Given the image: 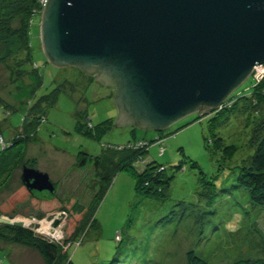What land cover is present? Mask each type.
I'll list each match as a JSON object with an SVG mask.
<instances>
[{
    "label": "rangeland",
    "instance_id": "rangeland-1",
    "mask_svg": "<svg viewBox=\"0 0 264 264\" xmlns=\"http://www.w3.org/2000/svg\"><path fill=\"white\" fill-rule=\"evenodd\" d=\"M1 4L0 0V13ZM41 12L29 21L32 58L17 80L12 74L17 62L26 58V46L12 32L25 19L17 16L8 20L5 30L0 28L2 142H10L16 129L33 120L24 162L49 175L56 187L54 198L62 201L73 197L88 205L92 199L94 190L88 184L92 173L75 165L79 152L97 156L105 146H121L134 138L140 141L137 146L152 141L136 168L151 161L162 164L170 185L165 199L144 197L136 193L132 176L120 171L98 202L96 226L84 228L75 241L70 239L74 221L65 211L45 213L26 201L10 220L69 247L68 258L74 264H107L116 257L119 264H186L188 250L205 264L264 259V207L252 204L237 182L241 165L254 152L251 129L264 117L263 106L260 114L249 107L255 103L251 77L232 91L234 100L230 105L227 100L217 113L195 111L161 131L115 125L113 89L74 66L56 67L46 60L40 41ZM261 68L256 89L264 82ZM56 87L60 92L54 105L41 104L34 115L28 113L31 104ZM85 124L90 135L83 133ZM161 138L164 149L156 143ZM23 166L13 170L9 187L0 185V201L22 185ZM0 264L45 263L34 249L6 238L0 239Z\"/></svg>",
    "mask_w": 264,
    "mask_h": 264
},
{
    "label": "water",
    "instance_id": "water-1",
    "mask_svg": "<svg viewBox=\"0 0 264 264\" xmlns=\"http://www.w3.org/2000/svg\"><path fill=\"white\" fill-rule=\"evenodd\" d=\"M40 16L48 62L116 86L115 125L161 131L212 113L264 64V0H47ZM20 180L54 199L47 173L24 166Z\"/></svg>",
    "mask_w": 264,
    "mask_h": 264
},
{
    "label": "trees",
    "instance_id": "trees-1",
    "mask_svg": "<svg viewBox=\"0 0 264 264\" xmlns=\"http://www.w3.org/2000/svg\"><path fill=\"white\" fill-rule=\"evenodd\" d=\"M1 3L0 28L2 30L7 28L6 24L9 19L16 18L17 16L25 19L21 27L16 28L12 32V34L18 36L26 46V58H24L22 62H17L15 66L16 71L12 74L13 79L17 80L24 73L22 68L24 63L31 61L32 58L28 24L38 13L39 4L38 0H1ZM81 71L93 78L99 76V72L87 73L83 70ZM249 77L254 81L253 91H255L252 95V97L255 98V103L249 107L255 110V113L260 114V109L262 106L264 107V82L256 89L255 84L257 81H255L252 75ZM38 82H40V80H38ZM107 86L115 92L116 86ZM59 92L60 89L56 87L51 95L42 96L37 102L31 104L28 113H36L38 107H41V104L54 105L57 101ZM231 98L234 100L233 95H231L228 98L227 104L231 103ZM35 109H37L36 112H34ZM217 111L215 112L217 113ZM79 118L81 120L80 115ZM39 119H41L42 122L45 121L44 114H41ZM33 123V120L27 121L16 129L10 142H0L3 148L0 152V185H4L9 181L15 168L23 166V164H25L24 166L34 168L30 162L28 164L24 162V158L26 157L25 145L29 139V131L33 129ZM85 125L83 133L90 135V128L87 124ZM79 127L80 125L77 123L76 128ZM0 137L2 138V136ZM164 139L165 138H161L156 141V143L159 144V149L161 147L163 148ZM138 142L140 141L134 138L133 141H128L121 146H105L102 153L97 156L79 152L75 165L77 167H82L83 170L91 171L92 173L91 177L88 179V184L90 188L94 190V193L88 205L81 204L73 197L63 201L59 198H54L50 202L43 203L39 200H34L26 188L21 185L17 190L12 191L9 196L0 201V219L1 217L10 219L19 215V206L26 201L32 204V208H41L45 213L57 210L65 211L67 212L69 221L71 219L74 221V231L70 235V239L75 241L84 228L87 230V228L91 226H96L94 213L98 202L104 197L114 177L122 170L127 171L135 180V190L138 195L154 199H165L170 185V178L166 177L164 173L165 167L162 164L151 161L146 164L142 163L141 166L143 167L138 170L136 164L144 162L143 157L147 152V146L152 141L148 144L145 143L143 146H137ZM249 143L251 147H254V152L247 160L246 165H241L237 176V182L239 186L246 189L252 204L257 207H264V117L261 116V119H258L254 127H252ZM158 155L160 156L159 152ZM5 186L9 187L10 185L6 184ZM90 221L92 224H90ZM7 233L10 234V236H8ZM6 238H10L14 243H19L34 249L41 256L45 264H74L72 260L68 258L67 252L69 247L66 250L65 245L37 236L31 229L7 225L0 222V239ZM185 257L186 264H205L194 250H188ZM117 258L118 257L113 258L111 261L107 262V264H119ZM231 264H264V259H240Z\"/></svg>",
    "mask_w": 264,
    "mask_h": 264
},
{
    "label": "built area",
    "instance_id": "built-area-1",
    "mask_svg": "<svg viewBox=\"0 0 264 264\" xmlns=\"http://www.w3.org/2000/svg\"><path fill=\"white\" fill-rule=\"evenodd\" d=\"M46 2H47V0H38V4H39V8H38V10L39 11H42V9H43V7L45 6V4H46ZM261 67H263V71L262 72H264V64H261V65H259V66H257L256 67V69L254 70V72H253V74H255V75H252L254 78L257 76V74L259 73V71H260V69H262ZM256 81H258V79L256 78ZM222 106H224V104L222 105ZM0 141L2 142V139L0 138ZM61 214H64V213H62V212H60ZM62 217H63V215H62ZM40 228H41V226H40ZM40 228H38L37 230H39ZM42 237V236H41ZM117 237V236H116ZM43 238H45L44 236H43ZM45 239H48V240H50V241H52V242H55V240H53L52 238H45Z\"/></svg>",
    "mask_w": 264,
    "mask_h": 264
},
{
    "label": "bare ground",
    "instance_id": "bare-ground-1",
    "mask_svg": "<svg viewBox=\"0 0 264 264\" xmlns=\"http://www.w3.org/2000/svg\"><path fill=\"white\" fill-rule=\"evenodd\" d=\"M49 226V225H48ZM46 229V228H45ZM44 230V229H43ZM49 231V230H48Z\"/></svg>",
    "mask_w": 264,
    "mask_h": 264
}]
</instances>
